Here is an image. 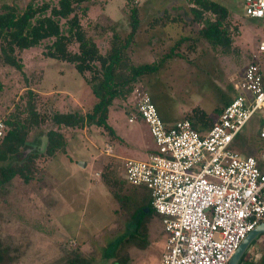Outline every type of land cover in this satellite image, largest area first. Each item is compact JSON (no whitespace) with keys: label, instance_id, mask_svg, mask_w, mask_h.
Returning a JSON list of instances; mask_svg holds the SVG:
<instances>
[{"label":"rangeland","instance_id":"1","mask_svg":"<svg viewBox=\"0 0 264 264\" xmlns=\"http://www.w3.org/2000/svg\"><path fill=\"white\" fill-rule=\"evenodd\" d=\"M29 1L0 0V11L4 3L23 8ZM82 6L87 10L80 15L81 24L102 53L109 49L113 34L125 38L130 30V8L139 9L140 23L126 53L133 64H160L136 83L148 90L166 122L187 118L196 110L215 120L240 91L238 83L247 64L260 56L257 40L264 39V19L231 16L233 43L225 53L199 36L201 25L194 21L186 0H85ZM182 37L185 39L172 52L171 47ZM48 43L43 40L16 52L22 70L5 64L0 57L4 84L1 116L17 112L21 119L27 117L28 87L39 94L37 110L48 116L54 112L84 114L95 103L89 85L72 64L44 55ZM69 48L76 51L77 44L71 43ZM259 60L261 64L264 61ZM108 114L106 123L113 130L112 136L102 126L61 127L65 151L49 158L36 148L38 171L33 179L25 183L14 177L0 187V245L14 257L12 264H61L70 255L84 256L88 264H114L116 243L135 226L115 193L133 196L147 190L124 180V159H146L155 143L143 120L128 122L127 105L121 98L114 99ZM261 125L259 111L244 126L246 154L257 157L256 148L264 146L259 136ZM51 128L56 125L50 119L33 126L27 142L38 147L45 144L46 131ZM107 146L112 154L105 152ZM29 150L24 149V156ZM16 158L10 156L0 165L9 166ZM148 232L145 249L128 248V264L160 263L166 239L160 215H151Z\"/></svg>","mask_w":264,"mask_h":264},{"label":"built area","instance_id":"2","mask_svg":"<svg viewBox=\"0 0 264 264\" xmlns=\"http://www.w3.org/2000/svg\"><path fill=\"white\" fill-rule=\"evenodd\" d=\"M244 14L264 19V0H243ZM264 57V40L258 43ZM247 64L239 92L210 128L182 118L166 125L148 90L135 85L128 122L143 120L155 149L146 159H124V179L142 186L162 217L166 239L159 264H228L241 241L264 220V151L255 157L233 147L235 137L261 111L264 139V71ZM7 126L0 117V140ZM112 154V148H105ZM98 174V173H97Z\"/></svg>","mask_w":264,"mask_h":264},{"label":"trees","instance_id":"3","mask_svg":"<svg viewBox=\"0 0 264 264\" xmlns=\"http://www.w3.org/2000/svg\"><path fill=\"white\" fill-rule=\"evenodd\" d=\"M84 1L57 0L55 4H52L44 0L41 2L30 0L23 8H19L15 3L1 5L0 57L2 61L22 70L23 63L16 52L48 40L44 55L72 64L84 77L96 101L84 114L77 111L54 112L48 116L37 110L39 94L28 87L26 92L28 98L24 108L27 117L21 119L17 112L0 115L7 126V131L0 140V162L10 156H17L11 165H0V187L8 184L14 177L21 178L25 183L33 179L38 171L35 165L38 155L36 148L43 150L45 156L49 158L54 157L58 151H65L66 138L60 130L61 127L102 126L112 136L113 130L107 125L106 120L114 99L121 98L125 104L128 103V97L133 87L137 85L138 78L157 70L160 65L156 61L133 64L128 58L126 49L133 41L140 23L139 9L136 6L130 8V30L125 38L121 39L116 33L113 34L109 49L102 53L96 41L87 35L81 24L80 15H85L87 10V7L82 6ZM186 1L189 3V11L194 21L201 25L198 30L199 36L213 46H220L223 52H228L233 43L229 31L231 14L228 8L214 0ZM183 39L185 37L180 38L171 47L172 52ZM71 43L77 44L76 51L69 48ZM259 59L264 60V57L259 56ZM263 63L264 61L262 62L264 71ZM86 72L89 73V77L85 76ZM3 88L4 84L0 79V93ZM48 119L56 125V128L46 131L45 144L39 147L29 144L26 137L30 129ZM185 119H188L197 130L210 128L215 121L200 110H196L194 115H189ZM24 149L30 151L27 156H24ZM263 151L264 146L259 149L258 156ZM146 191H142L141 194L135 192L133 196L115 193V198L124 213L134 219L135 226L132 233L116 243L113 250L114 264H128L129 247L145 249L148 246V224L151 215L156 212L151 207L150 194ZM13 260L14 257L9 250L0 245V264H12ZM243 261L242 259L241 263ZM61 264H88V259L80 255H70ZM248 264H264V254L257 262Z\"/></svg>","mask_w":264,"mask_h":264},{"label":"crops","instance_id":"4","mask_svg":"<svg viewBox=\"0 0 264 264\" xmlns=\"http://www.w3.org/2000/svg\"><path fill=\"white\" fill-rule=\"evenodd\" d=\"M217 1L220 4H222V5H224L225 7L228 8V10L230 11V14H231L232 17L236 18L235 15H237V14L238 15L240 14V16L242 14L244 15V13H243V0H217ZM243 17H245V15ZM246 17H248V16H246ZM253 19H255V18H253ZM261 40H264V39H258L257 40L258 43ZM235 95H236V93H235ZM108 116H109V114H108ZM216 119L217 118L215 117V120ZM177 120H179V119H177ZM177 120H174V121H171V122H166V121H164V122H165L166 125H172ZM242 131H243V129L238 134V139H236V140L234 139L233 147L236 150H238L239 152H241L242 154L243 153L246 154L245 152H243V151H246V150L243 148L244 147L243 146L244 139L242 137ZM262 140L264 141V139H262ZM260 148L261 147H259V146H258V148H256L258 150V151H256V154H258ZM140 187H142V186H140ZM263 254H264V234H262L261 236H259L257 238V240L253 243V245L250 247V249L246 252V254L243 257V260L244 261L241 264H248L250 262H257L262 257ZM254 256H257V258H255Z\"/></svg>","mask_w":264,"mask_h":264},{"label":"water","instance_id":"5","mask_svg":"<svg viewBox=\"0 0 264 264\" xmlns=\"http://www.w3.org/2000/svg\"><path fill=\"white\" fill-rule=\"evenodd\" d=\"M264 234V220L255 226L245 238L241 241L235 252L232 254L228 264H241V261L250 249L253 243L257 240L259 236Z\"/></svg>","mask_w":264,"mask_h":264}]
</instances>
